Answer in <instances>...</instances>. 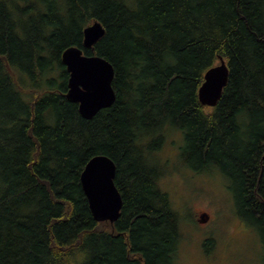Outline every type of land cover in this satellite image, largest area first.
Listing matches in <instances>:
<instances>
[{"label":"trees","instance_id":"1","mask_svg":"<svg viewBox=\"0 0 264 264\" xmlns=\"http://www.w3.org/2000/svg\"><path fill=\"white\" fill-rule=\"evenodd\" d=\"M94 21L105 34L85 49ZM69 47L114 70L115 102L88 120L65 98ZM219 58L227 83L202 106ZM170 130L187 168L227 180L264 251V0H0V264H176L179 218L158 185ZM98 155L116 168L113 224L80 185Z\"/></svg>","mask_w":264,"mask_h":264},{"label":"rangeland","instance_id":"2","mask_svg":"<svg viewBox=\"0 0 264 264\" xmlns=\"http://www.w3.org/2000/svg\"><path fill=\"white\" fill-rule=\"evenodd\" d=\"M164 135L157 151L163 172L158 185L179 218L176 264H263L260 236L236 213L227 180L216 171H191L181 159L182 133Z\"/></svg>","mask_w":264,"mask_h":264},{"label":"water","instance_id":"3","mask_svg":"<svg viewBox=\"0 0 264 264\" xmlns=\"http://www.w3.org/2000/svg\"><path fill=\"white\" fill-rule=\"evenodd\" d=\"M104 34L102 25L92 22L83 30V47L92 49ZM61 62L68 73L65 98L77 104L83 119H91L113 105L116 99L112 87L114 70L107 60L96 55H84L78 47H69L61 54ZM203 79L198 89L199 103L214 107L228 79L225 61L219 58V63L207 70ZM115 172L113 161L98 155L86 163L80 174V185L96 222L113 224L120 216L122 199L114 185Z\"/></svg>","mask_w":264,"mask_h":264}]
</instances>
